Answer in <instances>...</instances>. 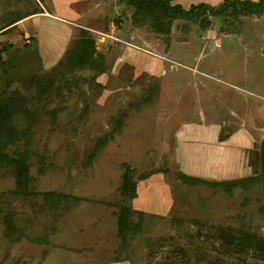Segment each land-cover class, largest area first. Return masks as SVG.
I'll list each match as a JSON object with an SVG mask.
<instances>
[{
	"label": "rangeland",
	"instance_id": "1",
	"mask_svg": "<svg viewBox=\"0 0 264 264\" xmlns=\"http://www.w3.org/2000/svg\"><path fill=\"white\" fill-rule=\"evenodd\" d=\"M38 6L52 16L0 31V94L18 90L32 111L6 150L26 160V192L0 162V264H264L217 237L264 238V12L205 29L176 19L165 41L118 0H0V27ZM81 27L100 58L77 67L67 50ZM127 169L135 199L121 190ZM255 173L229 192L181 176ZM119 204L144 212L126 238Z\"/></svg>",
	"mask_w": 264,
	"mask_h": 264
},
{
	"label": "trees",
	"instance_id": "2",
	"mask_svg": "<svg viewBox=\"0 0 264 264\" xmlns=\"http://www.w3.org/2000/svg\"><path fill=\"white\" fill-rule=\"evenodd\" d=\"M129 7H132L130 22L133 26L148 25L150 29L164 36L165 41L171 39V24L173 20H188L194 22L201 29L207 28L212 23L213 18H225L237 20L241 16H257L264 12V0H223L217 5H211L206 2L190 4L187 8L177 0H118ZM42 7H34L31 11L24 14H15V17L7 19L6 23L0 27V31L14 25L18 21L28 16L43 13ZM122 13L114 17L113 21L118 22ZM79 38L74 43L73 48L67 50L69 58L74 60L77 67L83 66L86 62L94 63L93 58L97 56L95 34L86 28H80ZM33 37V36H31ZM28 43V42H27ZM11 45V44H10ZM6 47L0 49V54L6 51ZM66 51V52H67ZM96 55V56H95ZM70 60V61H71ZM74 62V63H75ZM66 65L68 70L75 68ZM56 66H54L55 68ZM153 90H149V93ZM150 99L148 95L145 101ZM32 117V111L27 107V100L18 90L3 92L0 94V162H5L13 166L16 176L17 187L26 192L28 177V165L22 154L18 156H9L6 150L11 145L16 144L21 139L26 138L27 129H18L17 121L23 118ZM94 154V153H93ZM154 172L145 173L139 176L140 179H146ZM183 181L189 184L205 183L219 185L226 191H231L235 187L246 189L262 179L261 174H251L243 178L229 180L226 182H214L181 174ZM121 190L123 193H129L131 199L137 198V183L131 172L127 169L122 178ZM54 192L45 193L46 196H53ZM55 199V198H54ZM144 212L134 209L130 206L119 204L117 212V226L121 237L126 238L134 232L141 222ZM11 214L8 219V226L11 228ZM137 216V221L133 220ZM217 237L227 244L236 243L241 249L251 248L264 260V238L253 234H243L236 236L230 230L220 228Z\"/></svg>",
	"mask_w": 264,
	"mask_h": 264
},
{
	"label": "crops",
	"instance_id": "3",
	"mask_svg": "<svg viewBox=\"0 0 264 264\" xmlns=\"http://www.w3.org/2000/svg\"><path fill=\"white\" fill-rule=\"evenodd\" d=\"M44 10V9H43ZM50 14L47 12V11H45L44 10V12L43 13H39V14H34V15H31V16H28V18L26 19V18H23V19H21L20 21H18L17 23H24V21H26V20H29V21H32L33 19H35V17H43V16H46V17H51L52 15H50ZM26 19V20H25ZM69 21V20H68ZM98 21V20H97ZM10 28V27H9ZM8 29V28H7ZM4 30V29H3ZM2 31V30H1Z\"/></svg>",
	"mask_w": 264,
	"mask_h": 264
}]
</instances>
